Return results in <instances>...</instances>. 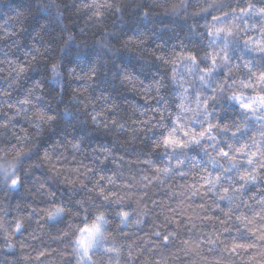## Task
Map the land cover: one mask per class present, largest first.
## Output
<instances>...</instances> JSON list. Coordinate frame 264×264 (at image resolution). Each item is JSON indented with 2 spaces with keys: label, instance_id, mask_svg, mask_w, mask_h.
<instances>
[{
  "label": "clouds",
  "instance_id": "9594fccd",
  "mask_svg": "<svg viewBox=\"0 0 264 264\" xmlns=\"http://www.w3.org/2000/svg\"><path fill=\"white\" fill-rule=\"evenodd\" d=\"M0 264H264V0H0Z\"/></svg>",
  "mask_w": 264,
  "mask_h": 264
}]
</instances>
